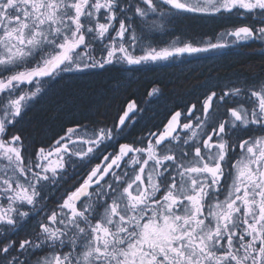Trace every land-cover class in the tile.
<instances>
[{
  "label": "snow or ice",
  "instance_id": "snow-or-ice-1",
  "mask_svg": "<svg viewBox=\"0 0 264 264\" xmlns=\"http://www.w3.org/2000/svg\"><path fill=\"white\" fill-rule=\"evenodd\" d=\"M216 17L218 42L154 43ZM253 44L259 64L138 136L135 100L46 142L16 128L61 73ZM0 264H264V0H0Z\"/></svg>",
  "mask_w": 264,
  "mask_h": 264
},
{
  "label": "flooded vegetation",
  "instance_id": "flooded-vegetation-1",
  "mask_svg": "<svg viewBox=\"0 0 264 264\" xmlns=\"http://www.w3.org/2000/svg\"><path fill=\"white\" fill-rule=\"evenodd\" d=\"M233 22H235V18L232 21L223 20L220 17L214 19H179L175 22L174 27L168 29L167 34L155 33L153 39L155 44L163 46L171 43L174 36H180L183 39L194 40L203 46L209 40L213 43L218 42L215 39L217 35L224 28L231 27ZM252 47L257 49V54L253 57H249L248 49L231 46L210 52L185 54L176 58L172 63L162 61L141 65L107 66L112 69L107 72L101 69H93L89 71L96 74L86 78L91 79L103 74L104 76L112 75L123 82L122 85L125 86V90H132L134 98L130 100H135L139 107V112L135 117V120L139 121L135 126V135L138 136L141 134V129L160 124L169 111L176 106L190 105L208 88L217 84L223 86L229 80H235L238 75L242 76L244 73V70L240 69L242 65L252 64L262 59L259 55V45L253 44ZM116 68L121 70L117 72L115 71ZM70 74L74 79L84 78L77 74ZM50 86L52 90L55 85L50 84ZM24 87L31 89L34 85H25ZM41 87L43 88L42 92H44L47 85L43 84ZM153 87H159L161 92L155 96H149L148 93ZM95 122H100L103 126V123L110 125L111 120L105 119ZM89 123L82 124L88 125ZM62 193L63 189L57 190L55 188L48 192L47 203L49 208L54 207L60 201ZM34 224L35 220L31 221L23 231H29L34 227Z\"/></svg>",
  "mask_w": 264,
  "mask_h": 264
},
{
  "label": "trees",
  "instance_id": "trees-1",
  "mask_svg": "<svg viewBox=\"0 0 264 264\" xmlns=\"http://www.w3.org/2000/svg\"><path fill=\"white\" fill-rule=\"evenodd\" d=\"M247 65L240 69L245 70ZM113 78L103 74L74 79L70 73L61 74L51 83L55 85L52 90L49 84H44L47 88L42 93L52 97L27 107L16 128L23 130L30 142H46L57 133L63 134L61 129L71 126L73 121L112 120L121 105L134 98L132 90L124 89L123 82L118 89L113 88L110 83Z\"/></svg>",
  "mask_w": 264,
  "mask_h": 264
},
{
  "label": "rangeland",
  "instance_id": "rangeland-1",
  "mask_svg": "<svg viewBox=\"0 0 264 264\" xmlns=\"http://www.w3.org/2000/svg\"><path fill=\"white\" fill-rule=\"evenodd\" d=\"M33 88V90H34V87H32ZM45 93H40L37 97H35V98H33L32 100H30L29 102H28V107L31 105L32 106V104H34V103H36V102H38L39 100H44L45 98V100H47V99H49V98H51L52 96H47L48 94H45V96H43ZM41 101V102H42Z\"/></svg>",
  "mask_w": 264,
  "mask_h": 264
}]
</instances>
